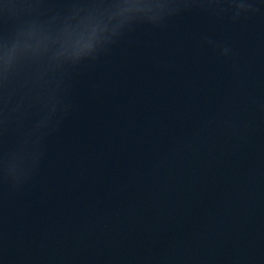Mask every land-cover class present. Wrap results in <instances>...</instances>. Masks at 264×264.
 Instances as JSON below:
<instances>
[{"label":"water","instance_id":"1","mask_svg":"<svg viewBox=\"0 0 264 264\" xmlns=\"http://www.w3.org/2000/svg\"><path fill=\"white\" fill-rule=\"evenodd\" d=\"M121 264H264V165Z\"/></svg>","mask_w":264,"mask_h":264}]
</instances>
